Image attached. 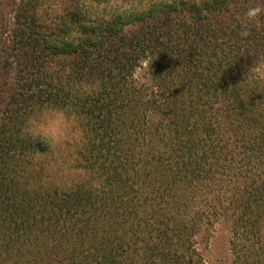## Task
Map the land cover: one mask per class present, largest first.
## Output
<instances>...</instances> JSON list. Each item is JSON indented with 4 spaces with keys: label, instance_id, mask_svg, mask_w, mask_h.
Here are the masks:
<instances>
[{
    "label": "trees",
    "instance_id": "trees-1",
    "mask_svg": "<svg viewBox=\"0 0 264 264\" xmlns=\"http://www.w3.org/2000/svg\"><path fill=\"white\" fill-rule=\"evenodd\" d=\"M137 2L17 0L0 264H207L196 230L222 221L233 262L264 264V0ZM44 111L55 144L24 131Z\"/></svg>",
    "mask_w": 264,
    "mask_h": 264
},
{
    "label": "rangeland",
    "instance_id": "rangeland-1",
    "mask_svg": "<svg viewBox=\"0 0 264 264\" xmlns=\"http://www.w3.org/2000/svg\"><path fill=\"white\" fill-rule=\"evenodd\" d=\"M17 0H0V47L12 27V15ZM264 78V74H260ZM138 77L143 80L142 72ZM194 240L197 248L204 254L207 264H235L229 246V231L226 223L216 222L212 226L202 225L196 230Z\"/></svg>",
    "mask_w": 264,
    "mask_h": 264
},
{
    "label": "clouds",
    "instance_id": "clouds-1",
    "mask_svg": "<svg viewBox=\"0 0 264 264\" xmlns=\"http://www.w3.org/2000/svg\"><path fill=\"white\" fill-rule=\"evenodd\" d=\"M153 0H142V2H137L134 4H123L117 5L121 13H131V12H144L147 11L152 6ZM262 11L259 7H254L248 9L244 16L248 22H252L258 14ZM241 35H247V32H241ZM252 71L255 74H264V61L253 68ZM139 83H144L142 79L138 80ZM63 122L62 114L52 113L44 111L42 113H37L35 116L30 117L27 121V125L24 129L26 134L30 135L35 139H39L48 144H55L59 141L60 133L59 125ZM62 135V133H61Z\"/></svg>",
    "mask_w": 264,
    "mask_h": 264
}]
</instances>
